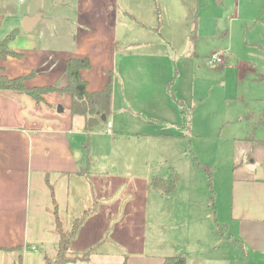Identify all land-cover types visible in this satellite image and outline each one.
Masks as SVG:
<instances>
[{"label": "crops", "instance_id": "obj_1", "mask_svg": "<svg viewBox=\"0 0 264 264\" xmlns=\"http://www.w3.org/2000/svg\"><path fill=\"white\" fill-rule=\"evenodd\" d=\"M120 1L50 0L43 10L31 8L32 14L22 15L40 14L38 23L54 22L58 30L46 33V27L33 34L20 28L24 42L11 45L20 56L0 61L3 73L14 78L34 72L28 87L66 85V61L87 58L91 67L81 70L80 78L89 92L102 91L121 46L118 28L125 15L120 14ZM45 99L38 104L27 95L0 92V264L6 259L11 264H42L45 255L54 254V208L67 230L91 211L68 249L92 253L88 261L69 264H162L182 256L176 245L169 247L156 233L170 230L187 211L162 207L160 201L170 194L159 188L155 195L152 189L158 176L150 172L147 150L140 146L142 138L152 135L126 130L132 118L115 94L108 124L89 135L85 118L69 112L70 95ZM91 153L96 160L90 159ZM229 154L220 160L216 179L224 229H233L226 239L244 260L250 254L257 264L258 255L264 261V140H234ZM188 193L203 206L195 199L202 194L195 184ZM186 247L184 241L181 249ZM184 257L186 264L201 263Z\"/></svg>", "mask_w": 264, "mask_h": 264}, {"label": "rangeland", "instance_id": "obj_2", "mask_svg": "<svg viewBox=\"0 0 264 264\" xmlns=\"http://www.w3.org/2000/svg\"><path fill=\"white\" fill-rule=\"evenodd\" d=\"M49 1L0 0V40L17 30L9 45L14 50L12 43L24 42L20 28L27 15L22 14H32L31 8L43 10ZM120 3L125 18L119 21L121 46L111 74L112 94L132 118L126 130L152 135L140 143L147 150L150 172L165 178L170 168L176 175L174 191L162 198L161 206L187 211L170 230L156 233L169 241V247L176 245L179 255L200 264H255L250 254L244 260L226 239L233 229H221L224 215L216 198V179L220 160L230 155L234 140H264V0ZM55 26L41 20L33 34L46 27V33L57 32ZM215 54L222 62L212 66L209 58ZM94 156L91 153L90 159L96 160ZM195 159L210 166L211 188ZM194 184L202 193L195 197L204 202L200 208L188 193ZM152 189L155 195L161 193ZM184 241L188 247L181 249ZM255 258L264 264L260 255ZM5 264L11 262L6 259Z\"/></svg>", "mask_w": 264, "mask_h": 264}, {"label": "trees", "instance_id": "obj_3", "mask_svg": "<svg viewBox=\"0 0 264 264\" xmlns=\"http://www.w3.org/2000/svg\"><path fill=\"white\" fill-rule=\"evenodd\" d=\"M3 21V16L0 15V25ZM17 30H13L4 39L0 40V61L8 57L18 58L20 55L15 53L10 48V42L14 39ZM90 61L87 58L76 59L72 58L66 61L64 73L67 77L66 85H51V86H26V82L34 77V72L25 76H18L10 78L3 73V68L0 67V92L12 91L17 94L27 95L36 103H46V97L51 94L65 95L71 97V104L69 112L71 115H80L85 118L84 131L89 135L100 127L104 128L108 124V118L112 114V76L102 91L89 92L87 90V82L80 78V71L90 69ZM186 111L181 109L183 117L182 128H186L187 121L185 119ZM104 117V118H103ZM195 165L201 169L206 177L209 188H211L212 172L210 166L201 164L195 159ZM176 175L172 169L166 178L156 177L153 184L160 188L165 194H171L176 186ZM55 217V233L57 235V242L55 245L54 254L44 256L42 264H69L77 261H88L92 250L83 254L71 253L68 249L70 241L75 237L79 227L82 225L91 211H85L82 216L76 218L70 229H66L60 221L57 210L54 208ZM224 230V226L221 228ZM221 233V230L219 229ZM222 235V234H220ZM17 250L18 247L9 250ZM21 264V260L18 262ZM162 264H186L184 256H175L164 259Z\"/></svg>", "mask_w": 264, "mask_h": 264}, {"label": "water", "instance_id": "obj_4", "mask_svg": "<svg viewBox=\"0 0 264 264\" xmlns=\"http://www.w3.org/2000/svg\"><path fill=\"white\" fill-rule=\"evenodd\" d=\"M40 18H41L40 14H36L34 16H31V17L25 16L21 21L22 31H24L26 33H30L33 30V28L37 25Z\"/></svg>", "mask_w": 264, "mask_h": 264}, {"label": "built area", "instance_id": "obj_5", "mask_svg": "<svg viewBox=\"0 0 264 264\" xmlns=\"http://www.w3.org/2000/svg\"><path fill=\"white\" fill-rule=\"evenodd\" d=\"M221 62V55L215 54L209 58V64L212 66L219 65Z\"/></svg>", "mask_w": 264, "mask_h": 264}]
</instances>
